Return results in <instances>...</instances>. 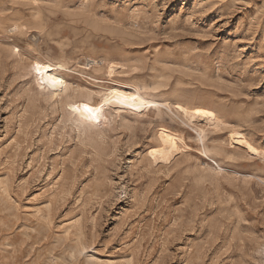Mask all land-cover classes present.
Masks as SVG:
<instances>
[{
	"label": "rangeland",
	"instance_id": "374dc122",
	"mask_svg": "<svg viewBox=\"0 0 264 264\" xmlns=\"http://www.w3.org/2000/svg\"><path fill=\"white\" fill-rule=\"evenodd\" d=\"M0 264H264V0H0Z\"/></svg>",
	"mask_w": 264,
	"mask_h": 264
},
{
	"label": "bare ground",
	"instance_id": "6f19581e",
	"mask_svg": "<svg viewBox=\"0 0 264 264\" xmlns=\"http://www.w3.org/2000/svg\"><path fill=\"white\" fill-rule=\"evenodd\" d=\"M198 119H199V120L201 119V114H198Z\"/></svg>",
	"mask_w": 264,
	"mask_h": 264
}]
</instances>
